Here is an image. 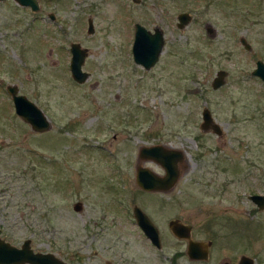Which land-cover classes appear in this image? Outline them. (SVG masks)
<instances>
[{"label":"rangeland","instance_id":"1","mask_svg":"<svg viewBox=\"0 0 264 264\" xmlns=\"http://www.w3.org/2000/svg\"><path fill=\"white\" fill-rule=\"evenodd\" d=\"M182 11L191 20L178 28ZM135 22L164 33L149 69L132 57ZM75 41L88 51L82 83L69 70ZM258 59L264 0H43L38 14L0 5V238L16 246L29 238L34 251L67 264H236L241 254L264 264V208L248 197L264 195ZM219 69L225 83L213 88ZM9 84L44 111L48 130L15 113ZM204 107L222 135L200 129ZM153 144L185 153L168 192L135 182L138 165L163 174L138 157ZM134 204L157 222L161 249L138 229ZM173 216L213 241L207 260L188 258L168 229Z\"/></svg>","mask_w":264,"mask_h":264},{"label":"water","instance_id":"2","mask_svg":"<svg viewBox=\"0 0 264 264\" xmlns=\"http://www.w3.org/2000/svg\"><path fill=\"white\" fill-rule=\"evenodd\" d=\"M18 2L28 5L32 10L39 9L37 0H17ZM135 3L140 0H132ZM51 17H53L51 15ZM191 20V14L182 11L177 15L176 26L184 28ZM207 31L212 29L207 26ZM94 32L93 20L88 18L87 33ZM164 33L159 26H155L152 30L146 28L139 22L134 24V37L131 47L132 57L135 63L149 69L159 59L160 53L164 46ZM240 42L246 49H251V44L244 38H240ZM71 53L69 60V70L74 80L79 83L84 82L89 73L82 69L87 57L88 51L86 47L81 46L79 42H71L69 45ZM251 74L257 76L264 83V62L261 59L256 60V66ZM226 70L219 69L214 76L211 85L218 88L225 83ZM10 94L15 113L25 122L29 123L35 131H46L51 127L50 121L44 111L38 107L26 95L18 93V88L14 84L6 87ZM200 129L203 131L211 130L218 135H222V129L214 120L212 113L208 107L202 110V121ZM138 157L141 160H152L158 163L163 174L159 175L148 167L138 165L136 167L135 182L143 190L146 191H170L177 183L180 174V164L185 158V153L181 149L172 148L163 144L143 145L139 148ZM259 209L264 207L263 194H249L248 196ZM74 210H81L82 203L80 201L73 204ZM134 217L138 225L142 228L146 236L157 247L160 246L159 232L157 227L150 221L149 217L140 209L139 206L133 207ZM171 232L178 238L187 240V255L190 259L207 260L209 257L210 240L198 241L192 238L191 225L183 223L178 218L169 221ZM0 264H67L50 252H37L31 247L29 238L23 240L20 246H16L2 238H0ZM221 264H230L229 259L225 258ZM238 264H255L252 257L242 254Z\"/></svg>","mask_w":264,"mask_h":264},{"label":"flooded vegetation","instance_id":"3","mask_svg":"<svg viewBox=\"0 0 264 264\" xmlns=\"http://www.w3.org/2000/svg\"><path fill=\"white\" fill-rule=\"evenodd\" d=\"M44 1H48V0H44ZM37 2H38V6H39V9L37 10V11H34V10H32L31 9V7L30 6H28V5H25V4H22V3H20V2H18L17 0H0V5H9V6H13V7H15V8H18V9H20V8H24V9H26V11H28V12H32V13H36V14H38V13H40L42 10H43V0H37ZM51 15L53 16V17H51ZM48 17L51 19V20H55V18H56V15L53 13V12H49L48 13ZM155 27V26H154ZM153 27V28H154ZM87 28H88V26H87ZM250 50V49H249ZM180 166H181V164H180ZM164 172V171H163ZM159 175H161V174H159ZM146 191V190H145ZM159 192H164V191H159ZM168 192V191H167ZM249 196V195H248ZM250 199V198H249ZM251 200V199H250ZM252 201V200H251ZM253 202V201H252ZM137 204H134L133 205V207L134 206H136ZM138 206V205H137ZM133 207H132V215H133V218H134V220H135V223H136V225L139 227L138 229L141 231V233H143V235L148 239V241L150 242V244H152L153 246H155L156 248H158V249H161V247H162V240H161V229H160V227L157 225V222L155 221V219L152 217V215L150 214V212L148 211V210H145V209H143V208H141L140 207V209L149 217V219H150V221L157 227V229H158V232H159V239H160V246L159 247H157L154 243H152L151 242V240L146 236V234L144 233V231L142 230V228L138 225V223H137V220H136V218L134 217V212H133ZM258 207V206H257ZM264 208V207H263ZM262 208V209H263ZM173 218H178L180 221H182L183 223H186V224H189V225H191L190 223H188V222H186V221H183L180 217H178V216H173V217H171V218H169L168 219V222H167V225H168V229H169V231L171 232V230H170V227H169V221L171 220V219H173ZM171 234H172V236L174 237V238H176V240H178V241H181V242H183L184 243V245L186 246V251H187V240L186 239H182V238H178V237H176L172 232H171ZM191 234H192V238L194 239V240H198V241H204V240H210L211 241V245H212V240L211 239H199V238H196L194 235H193V227H192V225H191ZM211 245L209 246V254H210V247H211ZM186 254H187V252H185ZM180 255H183V253L181 252V251H177V252H175L174 253V258L173 259H175L176 257H178V256H180ZM242 255V254H241ZM240 255V256H241ZM188 256V255H187ZM240 256H239V258H240ZM189 258V257H188ZM209 258V257H208ZM239 258H238V260H237V263L236 264H238V262H239ZM190 259V258H189ZM192 260H202V259H192ZM254 260V259H253ZM105 263L104 264H112V262L110 261V260H108V259H105V261H104ZM254 263H255V261H254ZM256 264V263H255Z\"/></svg>","mask_w":264,"mask_h":264}]
</instances>
